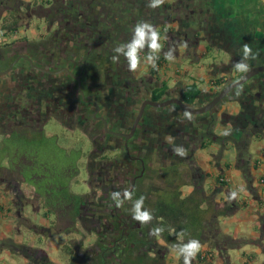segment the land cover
<instances>
[{"label": "flooded vegetation", "instance_id": "1", "mask_svg": "<svg viewBox=\"0 0 264 264\" xmlns=\"http://www.w3.org/2000/svg\"><path fill=\"white\" fill-rule=\"evenodd\" d=\"M148 2L0 0V30L8 31L3 22H25L22 31L14 27L17 34L0 43L2 193L12 191L9 203L17 214H34V227L51 229L67 218L64 227L47 229L46 235L67 237L61 264H171L169 255L177 256L176 250L149 235L153 219L142 225L132 218L133 202L143 196L142 211L149 204L153 209L170 179L181 194L196 187L208 191L203 159L220 156L231 142L237 161L264 135V0L252 13L233 0H165L155 9ZM34 18L47 24L30 36L26 29ZM140 21L159 31L161 50L153 68L145 62L146 43L132 72L123 55L113 61V49L131 42ZM244 44L256 54L247 61L254 72L217 100L221 90L250 72L233 67ZM170 48L173 60L165 58ZM49 122L77 132L79 152L53 150V135L44 131ZM19 142L45 149L60 165L27 171L26 165L37 163V152H17ZM178 146L185 155L173 151ZM80 173L86 191L75 193L77 204L65 202L69 180ZM44 174L49 177L41 185ZM27 185L43 201L30 202ZM125 189L132 200L116 207L111 194ZM40 214L47 225L36 221ZM34 247L40 252L26 264H56L45 249Z\"/></svg>", "mask_w": 264, "mask_h": 264}, {"label": "crops", "instance_id": "2", "mask_svg": "<svg viewBox=\"0 0 264 264\" xmlns=\"http://www.w3.org/2000/svg\"><path fill=\"white\" fill-rule=\"evenodd\" d=\"M259 1L233 0L235 4L248 5L246 11L249 13L254 12L253 5ZM14 27L8 28V31H12ZM233 150L232 143L228 142L222 148L220 156L210 160L203 159V166L207 165V171L210 173L208 191L214 193L215 201L226 204L228 208L230 206L228 214L218 219L221 232L245 239L247 242L236 248H216L205 243L201 244V250L209 251L208 255H205L207 264H264V135L253 142L249 156H243L236 161ZM218 176L224 178L221 184L216 183ZM2 190L3 185L0 184V196H3ZM231 191H237L235 199L229 197ZM12 194V191L7 192L8 203ZM5 209L8 211L7 215ZM9 214L10 206L0 203V228L5 232H13V224L8 219ZM3 238L6 236L0 232V239ZM27 245L34 247L32 240ZM49 258L59 264L56 258L51 256ZM23 262H27L26 257L23 258Z\"/></svg>", "mask_w": 264, "mask_h": 264}, {"label": "trees", "instance_id": "3", "mask_svg": "<svg viewBox=\"0 0 264 264\" xmlns=\"http://www.w3.org/2000/svg\"><path fill=\"white\" fill-rule=\"evenodd\" d=\"M15 23L10 22V25L3 26L10 28L16 25ZM194 91L196 93L197 89ZM192 97L193 94L190 95V98ZM166 182L168 185H166L165 191L159 192L153 203L151 228H162L163 232L158 236L166 245L175 249L177 254H179V246L187 243L189 239H197L201 244L208 243L216 248H236L247 242L245 239H238L221 232L218 219L220 216L228 214L230 206L228 208L226 204L215 201L214 193L196 187L191 192L182 195L176 187L169 185L171 179ZM216 183H222L219 176L216 178ZM249 189L252 190L251 187ZM64 194L65 190L62 191V195ZM64 199L65 202L72 200L78 203L76 194L71 191L65 195ZM15 245H8L10 252L20 254L28 261L33 260L34 254L40 252L37 248L29 245ZM173 245L176 246L173 247ZM208 253L207 250H200L195 260L205 263V255ZM177 259L178 264H183L182 257H177Z\"/></svg>", "mask_w": 264, "mask_h": 264}, {"label": "rangeland", "instance_id": "4", "mask_svg": "<svg viewBox=\"0 0 264 264\" xmlns=\"http://www.w3.org/2000/svg\"><path fill=\"white\" fill-rule=\"evenodd\" d=\"M3 10V9H2ZM10 20V19H9ZM3 23H7L9 24L10 22H3ZM1 23V24H3ZM25 22H21V23H17L16 25H14L15 27H20L22 25H24ZM47 24L46 21L42 18H34L30 25L29 28H27V34H29L30 36H37V31L41 30L42 27ZM22 31V27H20ZM44 131L47 135H53L51 137V141H52V145H50L51 147H53V150L57 148L60 149H65L66 152H70V151H77L79 152L80 146H81V137H79V135H77V132H72L66 129H63V127L57 125L56 123H52L49 122L48 124H46V126L44 127ZM23 142H19L16 147L17 152H21L23 153V150L26 151V154H33L35 155V152H37V163L32 162L31 166L26 165V170L30 171L31 173H38V171H43V169H41V166H43L44 168H46L47 170H49V168H54L58 165H60L59 163V157L54 156L52 153H45V149L43 148H37V147H33L31 144H24V146L22 145ZM1 149H6V146L4 145L3 147H0ZM12 149V147H11ZM15 149V148H14ZM33 149V150H32ZM72 149V150H71ZM52 150V148H51ZM79 154V153H78ZM77 154V156H78ZM77 165H78V160L76 161ZM68 164V163H67ZM66 164V165H67ZM65 165V162L63 163L62 166ZM65 165V166H66ZM38 170V171H37ZM32 174V175H33ZM29 177V175H28ZM47 177H49L48 174H44V178L42 180V182L40 181L39 183L41 185H43L44 183V179H46ZM83 176L82 173L79 174V176L74 177L73 179H71V181L69 180L68 182V189L71 192L74 193H84L86 191V187L83 185V180H82ZM186 181L188 182V177L186 176ZM37 183V182H36ZM184 190H188L189 188L187 186H183ZM25 195L27 196H31L30 198V202L35 203V205L41 201H43V197L39 198L37 193L34 192L33 187H31L30 185H27L26 187V191H25ZM186 194V192H184ZM182 194V195H185ZM7 193L3 194V196H0V203H2L4 206L9 205L10 206V214H9V220L11 221V223L13 224V232H5L4 229L0 228V232L5 234L6 238L0 239V264H26L25 262H23V256L20 254H12L10 251V248L8 247V245H27V243H29L32 240V243L34 246H40L43 249L46 250V252H48V255L56 258V260L59 261V264H61V259L65 258L66 255L64 254L61 257V249L63 250V245L62 243H66L65 240L67 239V237L65 236H61V235H51V236H46L48 233V230L50 228L44 229L43 227L39 228V227H34L32 225L33 224H37L34 220H32V215L34 216V214H29V213H25V212H18L19 214H17V208L15 207V205L8 203V199L6 198ZM13 196H11L12 198ZM39 200V201H38ZM6 201V202H5ZM150 201H153V198L150 197ZM149 207H147V209L149 210V212L151 213L152 210V205L149 204ZM39 211V210H38ZM42 211V210H41ZM4 212L6 213L5 215H7V210L5 209ZM63 218H60L58 224L55 227H52L50 230L52 232L56 231V230H60L61 227H64V225H66V219L64 217V221H62ZM41 221V223H44V225H47V220L46 217H43L41 214L39 215V218H37L36 221ZM43 230L42 234L45 235H40V231ZM72 236H76L73 235ZM159 245L162 246V241H158ZM78 242H72L70 243L71 246H73V248L77 247ZM16 246V245H15ZM14 246V247H15ZM65 247V246H64ZM163 248H165L163 246ZM171 254L173 255V262L170 259V263L171 264H175L176 262V254L170 253L169 257H172ZM192 264H207V261L205 263H199L197 262L195 259L192 261Z\"/></svg>", "mask_w": 264, "mask_h": 264}, {"label": "clouds", "instance_id": "5", "mask_svg": "<svg viewBox=\"0 0 264 264\" xmlns=\"http://www.w3.org/2000/svg\"><path fill=\"white\" fill-rule=\"evenodd\" d=\"M165 0H149L147 6L149 8H158L164 4ZM160 34L159 31L151 23L147 21H140L135 24L133 28V38L130 43H122L116 46L113 51L117 54L112 57L113 61H118L119 56L123 55L128 62V70L135 72L141 63L140 52L144 49L147 43L149 54L146 57V63L151 65L153 68L156 67V61L158 59L157 53L161 50V44L159 43ZM187 46L186 44L184 45ZM165 58L167 60L174 59V50L169 49L165 53ZM256 54H253L252 49L248 44H244L242 47L241 58L236 61L233 65L238 72H248L250 71V65L247 63L249 59H255ZM184 116L189 120L192 119L191 114L185 110ZM224 135H229L228 131L223 133ZM173 151L180 156L185 155V150L182 147H175ZM237 191H231L229 197L235 199L237 197ZM111 198L115 201L116 207H121L125 200H132V192L125 189L121 192H113ZM144 197L141 196L139 199L135 200L132 204V218L139 223L146 224L151 222L153 216L148 210H143ZM163 232L162 228H153L149 235H159ZM176 245H173L175 247ZM202 249L201 242L197 239H189L187 243L179 246V254L177 257L183 258V264H192V261L196 258V255Z\"/></svg>", "mask_w": 264, "mask_h": 264}, {"label": "water", "instance_id": "6", "mask_svg": "<svg viewBox=\"0 0 264 264\" xmlns=\"http://www.w3.org/2000/svg\"><path fill=\"white\" fill-rule=\"evenodd\" d=\"M258 69H256L255 71H257ZM254 72V70L250 71L248 74H246L245 77H243L242 79H240L237 82H233L232 84H230L228 87L224 88L223 90H221V92L219 93V95L217 96V100L220 99L221 97H223L225 95L226 92H228L231 88H234L237 85L242 84L244 81H246L250 75H252Z\"/></svg>", "mask_w": 264, "mask_h": 264}, {"label": "built area", "instance_id": "7", "mask_svg": "<svg viewBox=\"0 0 264 264\" xmlns=\"http://www.w3.org/2000/svg\"><path fill=\"white\" fill-rule=\"evenodd\" d=\"M17 32L18 31L15 28H13L12 31H6V32L1 29L0 30V43H3L7 39V37L15 36L17 34ZM222 180H224V178L220 177V181H222ZM263 181H264V179H263Z\"/></svg>", "mask_w": 264, "mask_h": 264}]
</instances>
